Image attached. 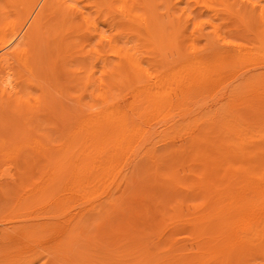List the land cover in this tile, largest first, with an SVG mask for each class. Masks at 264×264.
I'll return each mask as SVG.
<instances>
[{"label":"bare ground","instance_id":"obj_1","mask_svg":"<svg viewBox=\"0 0 264 264\" xmlns=\"http://www.w3.org/2000/svg\"><path fill=\"white\" fill-rule=\"evenodd\" d=\"M241 1L251 13L243 21L247 34L262 48L264 2ZM194 6L207 17H195ZM232 15L229 0H0V123L15 129L57 104L69 111L74 126L46 158L41 189L68 187L86 200L99 197L100 212L113 204L115 191L130 186L140 165L155 175L165 168L174 173L172 155L190 152L189 187L181 186L186 181L176 173L168 180L200 196L198 211L182 223L190 229L186 243L175 239L156 258L180 251L168 264H264V74L234 86L245 97L237 105L214 102L215 88L204 84L219 81L231 65L218 51L220 43L249 47L221 30L219 21ZM204 23L214 37L198 45L195 35ZM56 61L70 77L71 91L63 92L60 84L67 107L60 94L47 91L45 98L44 91L31 90H41L44 70L51 65L53 73ZM249 87L255 90L246 96ZM185 196L177 215L191 211ZM76 214L66 215L69 229L58 233L48 254L38 237L41 224L12 227L24 243L0 248V264H104L110 257L96 261L91 253L97 248L85 240L90 228L82 219L74 222ZM103 216L105 225L95 220L92 228L109 226L108 213ZM7 230L0 229L1 240L10 239ZM124 257L115 258L116 264H125ZM135 260L146 264L149 257Z\"/></svg>","mask_w":264,"mask_h":264},{"label":"rangeland","instance_id":"obj_2","mask_svg":"<svg viewBox=\"0 0 264 264\" xmlns=\"http://www.w3.org/2000/svg\"><path fill=\"white\" fill-rule=\"evenodd\" d=\"M229 1L233 8V15L219 21L221 30L230 32V40L249 45V47L236 48L220 43L218 51L227 61H230L231 65L229 64V67L222 72L219 81L209 79L204 84L215 88L214 102L237 105L245 97L238 95L234 86L242 82L247 83L257 75L264 74V47L259 48L257 41L247 34L250 27L245 26L243 21L251 13L243 9L242 1ZM261 1L264 2V0ZM193 8L195 17L201 19L207 17L202 8L196 6ZM211 31L210 24L204 23L195 35L198 45H204L206 38L212 41L214 36ZM250 47L251 50H249ZM41 49L44 50V46ZM44 55L45 53L39 55L42 61H44ZM56 62L53 72L55 75L52 73L51 65L43 72V81L40 79L43 90L42 87L41 90L35 87L31 90L36 95H41V91H44L45 98L50 97L47 91L50 92L51 97L60 94L59 97L57 96L58 101L67 107L68 99L61 93L60 84L63 85V92L71 91V85H69L71 90L67 87L70 77L61 70V61ZM14 66V69L26 78V71L17 65ZM197 86L195 82L192 85V87ZM125 90L124 87L121 92ZM254 90L255 87L247 88L246 96ZM57 98L56 102H58ZM2 111L5 110L0 108V113ZM68 114V110L63 111L54 104L45 111L43 118L32 119L26 123L22 121L19 126H15V129H12L9 123H0V229L8 228L7 232L10 234V239H0V248L11 246V244L20 247L24 243L23 237L12 232V227L36 223L41 224L43 228V232L38 237L41 236L40 242L45 249V254H48L57 245L58 233L69 229V223H64L66 215L77 213L73 221L82 219L90 228L85 240L97 248L96 252L91 253L98 258L96 261L106 254L110 258L104 264H116L115 258L122 256H125V264H136L135 258L138 256L143 258L148 256L149 260L146 264H162L165 259L168 262L164 264H168L177 259L180 251L163 255L161 258H156V255L166 250L175 239L181 240V245L186 243L185 239L190 229L182 223L189 219L190 213L198 211L195 206L200 202V196L182 192L179 186L177 188L171 186L168 180L171 174L176 173L186 181L181 186L189 187L192 180L191 170L194 166L193 154L186 151L173 154L171 157L173 165L179 168L174 173L165 168L155 175L153 171L140 165L136 175L130 177V186L127 188L123 186L115 191L113 204L103 205L98 212L96 205L101 201L99 197L86 200L84 195L68 187L62 190L41 189L48 172L46 158L52 152L51 149L63 145L66 138L74 131L72 122L67 119ZM29 115L30 113L28 117H31ZM61 155L62 153H56V156ZM185 195L189 196L185 204L187 207H192L191 211L177 215L174 212L175 207L182 202ZM63 211L66 213L62 215ZM103 211L109 215L110 227L104 226ZM22 214H27L29 218H21ZM95 220L104 223V230L92 228V222ZM53 222L55 224H52ZM178 223L181 224L174 227ZM107 227L109 229L105 230ZM159 237H162L161 241H158ZM83 246L85 244L79 245V247ZM157 248L161 251H157ZM44 260H41V263ZM184 262L185 264L193 263L188 260Z\"/></svg>","mask_w":264,"mask_h":264}]
</instances>
